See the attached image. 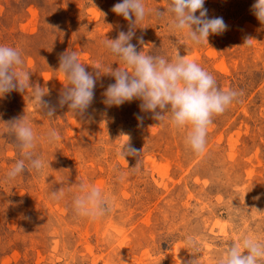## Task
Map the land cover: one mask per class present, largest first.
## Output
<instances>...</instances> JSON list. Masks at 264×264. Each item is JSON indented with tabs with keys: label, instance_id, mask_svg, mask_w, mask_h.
I'll return each mask as SVG.
<instances>
[{
	"label": "rangeland",
	"instance_id": "rangeland-1",
	"mask_svg": "<svg viewBox=\"0 0 264 264\" xmlns=\"http://www.w3.org/2000/svg\"><path fill=\"white\" fill-rule=\"evenodd\" d=\"M119 2L0 0V44L21 50L18 71L44 89L46 105L39 108L27 86L0 98V264H189L192 255L198 264H216L224 247L244 235L264 241V25L252 12L255 0H205L208 17H222L227 29L201 46L170 30L166 0H144L152 14L137 25L131 41L137 51L174 59L178 49L220 89L242 93L213 118L200 155L167 118L142 112L141 101L105 105L103 93L115 82L111 66L127 69L102 44L129 30L112 12ZM157 9L165 15L156 17ZM72 51L96 79L91 105L77 116L59 104L68 86L59 60ZM22 116L37 135L34 157L45 167H26L5 182L23 158L5 123ZM52 130L59 139L48 143ZM124 135L138 157L120 155ZM82 183L105 193L106 216L73 214ZM60 188L64 197L52 200Z\"/></svg>",
	"mask_w": 264,
	"mask_h": 264
},
{
	"label": "clouds",
	"instance_id": "clouds-1",
	"mask_svg": "<svg viewBox=\"0 0 264 264\" xmlns=\"http://www.w3.org/2000/svg\"><path fill=\"white\" fill-rule=\"evenodd\" d=\"M166 3V13L171 17L170 30L185 33L193 46H201L205 42L208 45L210 35L222 34L227 29L222 17H208V10L204 7L205 0H166ZM112 12L129 22V30L120 31L116 39H104L102 44L127 69L118 67L113 70L111 66L110 75L115 82L103 93L105 105L119 107L133 100L141 101L142 112L152 114L155 121L167 118L173 129L186 133L184 143L191 153L202 154L206 149L207 131L213 118L223 114L242 93L220 89L210 72L196 62L180 56L178 49L174 59L137 51L136 45L131 43L136 35L137 25L152 14V10L146 8L144 0H120L113 6ZM252 12L264 25V0H255ZM154 14L156 17L164 16L165 10L157 9ZM139 43L143 45L142 38ZM23 63L20 49L0 44V98L13 90L24 93L26 86L31 87L32 99L43 109L46 107L42 99L45 96L44 89L39 85H30V74L18 71ZM58 70L68 82V86L63 87L60 94V106L67 105L76 116L83 114L94 98L95 77L78 61L75 51L65 52L60 56ZM53 111L49 109L46 115L53 116ZM5 124L23 154V158L17 160L6 173L5 182L15 180L26 167L41 171L45 167V161L34 157L37 135L32 124L24 116ZM58 139L55 130L47 134L48 143H55ZM120 155L125 159L140 155L137 149L130 146L129 137ZM64 194V189L60 188L52 191L50 198L59 201ZM71 206L76 217L91 219L102 218L111 211L105 193L95 186L83 183L78 186ZM187 243L190 247H195L191 238ZM192 256L194 259L189 264H198L199 258ZM216 264H264V241L244 235L238 243L224 247Z\"/></svg>",
	"mask_w": 264,
	"mask_h": 264
}]
</instances>
